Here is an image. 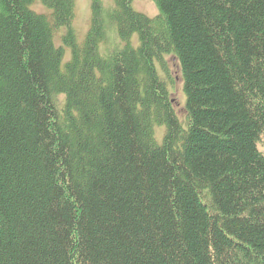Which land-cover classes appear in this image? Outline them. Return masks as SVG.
<instances>
[{"label":"trees","instance_id":"obj_1","mask_svg":"<svg viewBox=\"0 0 264 264\" xmlns=\"http://www.w3.org/2000/svg\"><path fill=\"white\" fill-rule=\"evenodd\" d=\"M133 1L0 0V264H264V0Z\"/></svg>","mask_w":264,"mask_h":264},{"label":"rangeland","instance_id":"obj_2","mask_svg":"<svg viewBox=\"0 0 264 264\" xmlns=\"http://www.w3.org/2000/svg\"><path fill=\"white\" fill-rule=\"evenodd\" d=\"M106 5H109L110 0H104ZM76 2V15L73 21V27L75 28L78 39L83 41L85 36L89 30L90 23H91V16H92V6L91 0H75ZM133 7L146 13L151 17H155L159 15L160 11L153 0H134ZM32 8L38 12H46L48 8L43 4L42 1H36L33 3ZM110 29V38L111 42L115 41V34L109 24ZM68 30V27H63L58 33L56 37V44L61 46H65L66 54H65V62L70 59L71 57V50L68 46L64 44L61 38V34L65 33ZM134 41L138 42V35H135ZM164 63L165 67L159 62H157V66L159 72L162 75L167 76L169 75L170 79L168 78V83L172 92V96L174 98V104L176 112L184 126L187 125V111H186V94L184 91V81H183V72L180 66L179 61L171 54H166L164 56ZM65 101L64 94H58L56 96V103L58 106H61ZM156 137L159 142H163V137L165 134V126L164 125H157L155 128ZM260 148L264 145V138L263 142H259Z\"/></svg>","mask_w":264,"mask_h":264}]
</instances>
